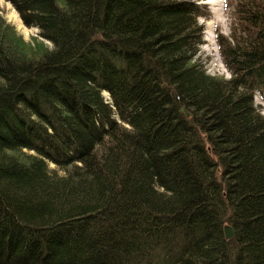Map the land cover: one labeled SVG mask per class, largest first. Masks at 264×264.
I'll list each match as a JSON object with an SVG mask.
<instances>
[{
    "label": "trees",
    "instance_id": "obj_1",
    "mask_svg": "<svg viewBox=\"0 0 264 264\" xmlns=\"http://www.w3.org/2000/svg\"><path fill=\"white\" fill-rule=\"evenodd\" d=\"M6 1L39 38L0 15V264H264V0L229 78L194 0Z\"/></svg>",
    "mask_w": 264,
    "mask_h": 264
},
{
    "label": "rangeland",
    "instance_id": "obj_2",
    "mask_svg": "<svg viewBox=\"0 0 264 264\" xmlns=\"http://www.w3.org/2000/svg\"><path fill=\"white\" fill-rule=\"evenodd\" d=\"M194 1L203 6V9H205L208 14V18H198V24L202 26V36L201 43L198 45L197 56L208 74L229 78L231 73L226 69L223 63V58L221 57L216 37L217 35H221L226 40H233L232 36L235 18L234 14L232 16V11L235 6V0H211L213 1L211 3L208 2V0ZM0 15L3 16L7 22L13 24L16 31L20 33L26 41H31L32 37L39 38L38 29L36 27L25 26L17 11L6 0H0ZM209 33H213L215 37L214 45H211V42L206 40ZM46 42L51 46L50 42ZM212 46L215 51L212 50ZM103 94L106 99L109 98L107 92H103ZM262 96L264 97V92L260 93L256 91L254 93V104L258 106V109L264 115V98ZM116 119L119 120L118 117H116ZM49 168L51 170H57L58 174H63V172L58 170L53 163H49Z\"/></svg>",
    "mask_w": 264,
    "mask_h": 264
},
{
    "label": "water",
    "instance_id": "obj_3",
    "mask_svg": "<svg viewBox=\"0 0 264 264\" xmlns=\"http://www.w3.org/2000/svg\"><path fill=\"white\" fill-rule=\"evenodd\" d=\"M181 111L184 112L185 115L188 116L189 113L185 111L183 106L181 107ZM223 229H224V234L226 238H230L234 233L232 227L228 224H225Z\"/></svg>",
    "mask_w": 264,
    "mask_h": 264
},
{
    "label": "bare ground",
    "instance_id": "obj_4",
    "mask_svg": "<svg viewBox=\"0 0 264 264\" xmlns=\"http://www.w3.org/2000/svg\"><path fill=\"white\" fill-rule=\"evenodd\" d=\"M208 2H213V1H211V0H208ZM214 35H213V33H209V35L206 37V40L207 41H209V42H211V45H214V42H215V40H214ZM211 50V49H210ZM210 50H209V52H210ZM212 50H214L215 51V49H214V47L212 46ZM214 54H215V52H214ZM218 54V53H217ZM260 108V107H259ZM263 108V107H262ZM263 112V111H262Z\"/></svg>",
    "mask_w": 264,
    "mask_h": 264
}]
</instances>
